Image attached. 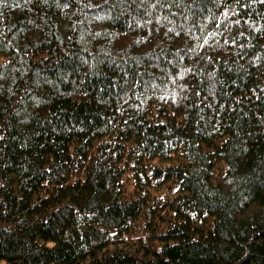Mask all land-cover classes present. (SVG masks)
<instances>
[{
    "label": "trees",
    "instance_id": "obj_1",
    "mask_svg": "<svg viewBox=\"0 0 264 264\" xmlns=\"http://www.w3.org/2000/svg\"><path fill=\"white\" fill-rule=\"evenodd\" d=\"M0 263L264 264V0H0Z\"/></svg>",
    "mask_w": 264,
    "mask_h": 264
},
{
    "label": "rangeland",
    "instance_id": "obj_2",
    "mask_svg": "<svg viewBox=\"0 0 264 264\" xmlns=\"http://www.w3.org/2000/svg\"><path fill=\"white\" fill-rule=\"evenodd\" d=\"M132 189H133V186H132V184H126V188H125V193H126V191H132ZM165 192H167L166 190H162V191H160V192H158V193H156L157 195H159V196H162ZM0 264H2V263H0Z\"/></svg>",
    "mask_w": 264,
    "mask_h": 264
}]
</instances>
